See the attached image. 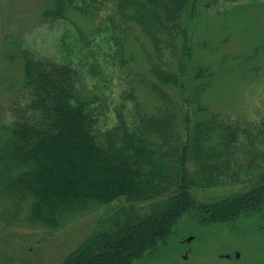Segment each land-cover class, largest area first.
Here are the masks:
<instances>
[{"label": "trees", "instance_id": "trees-1", "mask_svg": "<svg viewBox=\"0 0 264 264\" xmlns=\"http://www.w3.org/2000/svg\"><path fill=\"white\" fill-rule=\"evenodd\" d=\"M197 1H45L44 22H67L85 55L74 65L21 51L24 101L0 136V203L16 210L0 214L11 224L28 204L21 220L55 230L120 204L61 264H132L189 212L264 215V120L243 128L211 110L216 71L209 41L193 38ZM105 34L112 54L100 61Z\"/></svg>", "mask_w": 264, "mask_h": 264}, {"label": "rangeland", "instance_id": "rangeland-1", "mask_svg": "<svg viewBox=\"0 0 264 264\" xmlns=\"http://www.w3.org/2000/svg\"><path fill=\"white\" fill-rule=\"evenodd\" d=\"M45 1L0 0V136L3 127L15 119L14 101H24L23 49L74 65L85 55L75 44L74 30L67 22H44ZM207 3L210 7L205 9ZM197 4L193 38L209 41L204 51L216 71L206 101L212 111L225 113L231 121L246 125L243 128H257L264 120V49H254L264 45V0H198ZM112 8L109 5L107 15ZM81 24L88 26L84 21ZM107 38L105 34L95 41L100 61L112 54ZM111 71L110 61L105 67L106 82L111 100H118L122 85ZM119 205L95 206L71 227L67 224L55 230L21 220L28 204L11 224L0 214V264H61L97 224L100 226L99 220L108 218ZM0 210L9 213L16 209L12 202L2 201ZM132 264H264V215L248 214L223 223L203 221L197 213L189 212L165 241Z\"/></svg>", "mask_w": 264, "mask_h": 264}, {"label": "water", "instance_id": "water-1", "mask_svg": "<svg viewBox=\"0 0 264 264\" xmlns=\"http://www.w3.org/2000/svg\"><path fill=\"white\" fill-rule=\"evenodd\" d=\"M191 240H192V237L189 238V241H191Z\"/></svg>", "mask_w": 264, "mask_h": 264}]
</instances>
